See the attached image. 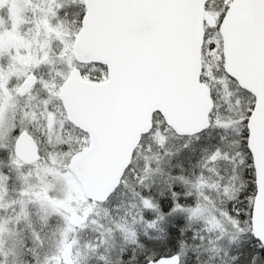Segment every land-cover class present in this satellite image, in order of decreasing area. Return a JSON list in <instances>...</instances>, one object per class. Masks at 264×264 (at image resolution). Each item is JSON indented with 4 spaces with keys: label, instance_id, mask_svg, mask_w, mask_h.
<instances>
[{
    "label": "snow or ice",
    "instance_id": "obj_1",
    "mask_svg": "<svg viewBox=\"0 0 264 264\" xmlns=\"http://www.w3.org/2000/svg\"><path fill=\"white\" fill-rule=\"evenodd\" d=\"M0 264H264V0H0Z\"/></svg>",
    "mask_w": 264,
    "mask_h": 264
}]
</instances>
